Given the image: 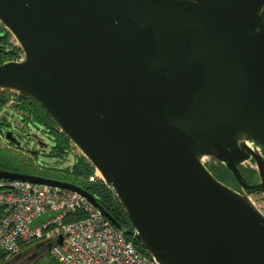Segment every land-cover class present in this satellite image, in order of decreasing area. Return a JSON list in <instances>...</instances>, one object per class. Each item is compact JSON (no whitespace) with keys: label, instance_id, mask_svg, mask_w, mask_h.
Wrapping results in <instances>:
<instances>
[{"label":"water","instance_id":"95a60500","mask_svg":"<svg viewBox=\"0 0 264 264\" xmlns=\"http://www.w3.org/2000/svg\"><path fill=\"white\" fill-rule=\"evenodd\" d=\"M0 23L25 55L0 65V90L48 113L134 230L76 184L7 170L0 179L83 195L160 264H264V214L240 192L264 193V155L249 146L264 148V0H0ZM249 161L253 185L239 168Z\"/></svg>","mask_w":264,"mask_h":264},{"label":"built area","instance_id":"2783aa9c","mask_svg":"<svg viewBox=\"0 0 264 264\" xmlns=\"http://www.w3.org/2000/svg\"><path fill=\"white\" fill-rule=\"evenodd\" d=\"M23 61L25 55L21 52L15 62ZM108 187L116 195L114 188ZM47 212L58 215L30 227L34 219ZM77 212H82L84 218L65 222L69 214ZM61 237L62 243L50 251L58 264H160L137 250L124 232L83 195L42 184L0 179V252L10 258L34 242Z\"/></svg>","mask_w":264,"mask_h":264},{"label":"trees","instance_id":"16d2710c","mask_svg":"<svg viewBox=\"0 0 264 264\" xmlns=\"http://www.w3.org/2000/svg\"><path fill=\"white\" fill-rule=\"evenodd\" d=\"M7 33L9 37H12L10 32L7 31ZM20 52V47L14 45H11L8 50L0 51V65L14 60ZM7 108L10 113L17 116L20 120L24 121V123H32L50 134L53 143L52 148L50 149L49 158H55L61 162L65 160L68 155H70L69 153L72 151L71 141L62 132H60L48 113L35 100L23 94H16L10 91L2 90H0V143L1 136L3 135V127L5 125V120L1 114ZM261 149L264 155V148L261 147ZM24 165L27 166V168L25 167V170L22 169ZM28 165L29 164L22 161L20 157L12 156L10 152L0 149V170L19 173L34 172L35 170L32 171ZM239 168L243 177L249 184L253 185L258 182L259 178L257 170L242 166ZM208 169L219 181L235 190L240 189V186L236 182L232 173L228 171L223 164L218 162L213 163L208 167ZM54 171L58 172L59 175L62 176L61 180L76 184L94 196L105 211L114 217L126 230H134L116 195L101 178L95 177L97 170L83 155L76 158L75 162L69 167L63 170L56 168ZM92 177H95L94 181H90ZM252 192L253 191H249V193ZM83 218L84 214L82 212H77L69 214L66 217L65 222L72 223ZM126 238L127 240L133 242L137 250L150 257V255L142 248L140 242L134 237L126 235ZM8 258L9 257L6 254L0 252V264L6 262Z\"/></svg>","mask_w":264,"mask_h":264},{"label":"flooded vegetation","instance_id":"af4514ba","mask_svg":"<svg viewBox=\"0 0 264 264\" xmlns=\"http://www.w3.org/2000/svg\"><path fill=\"white\" fill-rule=\"evenodd\" d=\"M11 38L12 37L8 36L7 30L0 23V51L10 49L11 45H13L10 42ZM8 62H15V61L11 60ZM1 116L5 120L4 121L5 125L3 127V136L5 137V135L8 132H10L14 138L19 140L20 145L23 148H25V149H21V150L18 149L19 151H24L27 153H34L35 155L39 154V157H37V158L38 159L40 157L42 158V161L37 162V165L39 167L38 168L39 171L32 172V173H21V174H28V175L39 176V177L53 179V180L64 181V180H61L62 176L59 175L58 172L54 171V169H56V168L49 166V163H51L50 160L51 161L52 160L58 161L55 158H49V153H50V149L52 148V145L48 144V142L53 143V140L51 139L50 134L47 131L43 130L42 128H40V127H38L32 123H24V121L20 120L17 116L10 113L8 108L1 114ZM42 132L44 133V136L39 134ZM34 137L39 138L40 139L39 142L42 143L46 147L45 153L42 150L38 151L37 148L35 151L32 150L34 148V144H35V142H34L35 138ZM36 152H38V154ZM69 154L71 155V152ZM70 155H68V157ZM44 157L48 158V160H46V162L44 161L45 160ZM63 161H61V162H63ZM42 243H44V242H34V243L28 245L27 247L23 248L15 256L8 258L6 260V262H4L3 264H7V262L14 257H18V259L16 261L10 263V264H31L33 261L39 259L40 256H42L44 254H48V252H43V254H41L39 257H35V255L37 254V252L40 248L39 245Z\"/></svg>","mask_w":264,"mask_h":264},{"label":"rangeland","instance_id":"374dc122","mask_svg":"<svg viewBox=\"0 0 264 264\" xmlns=\"http://www.w3.org/2000/svg\"><path fill=\"white\" fill-rule=\"evenodd\" d=\"M11 36H12V38H11L10 42L14 46L20 47L19 46V43L15 39V37L12 34H11ZM21 52H22V50H21ZM20 53L14 59V61H16L19 58ZM39 134L42 135V136H44V133L43 132L42 133H39ZM34 138H35V141H34L35 144H34V148L32 150L35 151L36 148L38 149V147H40V148H43V151H46V147L42 143L39 142L40 139L37 138V137H34ZM48 144H51L52 145V143H50V142H48ZM0 149H3L5 151H7V152H10L12 156H18V157H20V159L22 161H25L27 164H29L28 166L30 167V169L32 171H34V170H35L34 172L39 171V169H38L39 167L37 165V162L38 161H42V158L41 157L39 159L37 158V157H39L38 152H36L38 155H35L34 153H27V152H24V151H19L18 149H16V148L10 146L9 144H7L5 142V139H4V136L3 135L1 136ZM259 150L263 154L262 149L259 148ZM82 155H83L82 152L77 147H75L73 145V143H72L71 155L66 160H64L63 162L54 161V160L51 161L50 160L51 163H49V166L50 167H55V168H60V167L65 168V167H68V166L72 165L73 162L76 160V158H78V157H80ZM46 160H48V158H45L44 161L46 162ZM203 163L207 167H209L211 164L217 163V162L215 160H213L212 158H210V157H205L203 159ZM25 167L27 168V166L24 165L22 167V169L25 170L26 169ZM242 167H246V168L250 167V168H253V169L256 170V164L254 163V161H249L247 163H244L242 165ZM95 177L101 178V176L98 174V172H96V176ZM95 177H93L94 180H95ZM90 181H91V179H90ZM240 192L243 193V194H245L246 196H248L251 199V201L255 204V206L264 214V193L263 192H261V191H253L252 193H249V191H246V190H243V189ZM31 264H58V262L52 258V256L50 255V253H48V254H44V255L40 256L39 259L33 261Z\"/></svg>","mask_w":264,"mask_h":264},{"label":"bare ground","instance_id":"6f19581e","mask_svg":"<svg viewBox=\"0 0 264 264\" xmlns=\"http://www.w3.org/2000/svg\"><path fill=\"white\" fill-rule=\"evenodd\" d=\"M249 146H250L254 151L260 153V151H259L258 149H255V148H254L253 144H250V143H249ZM98 174L101 176V174H100L99 172H98ZM11 181H12V180H11Z\"/></svg>","mask_w":264,"mask_h":264}]
</instances>
